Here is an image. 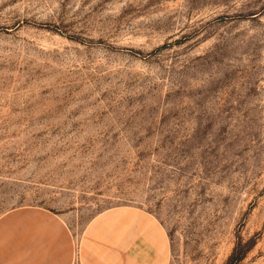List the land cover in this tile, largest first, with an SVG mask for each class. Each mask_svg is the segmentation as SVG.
<instances>
[{"label":"rangeland","instance_id":"1","mask_svg":"<svg viewBox=\"0 0 264 264\" xmlns=\"http://www.w3.org/2000/svg\"><path fill=\"white\" fill-rule=\"evenodd\" d=\"M76 245L140 209L166 264H264V0H0V216Z\"/></svg>","mask_w":264,"mask_h":264},{"label":"crops","instance_id":"2","mask_svg":"<svg viewBox=\"0 0 264 264\" xmlns=\"http://www.w3.org/2000/svg\"><path fill=\"white\" fill-rule=\"evenodd\" d=\"M168 244L158 221L147 212L114 207L83 229L78 264H166ZM75 241L54 212L19 207L0 216V264H73Z\"/></svg>","mask_w":264,"mask_h":264},{"label":"trees","instance_id":"3","mask_svg":"<svg viewBox=\"0 0 264 264\" xmlns=\"http://www.w3.org/2000/svg\"><path fill=\"white\" fill-rule=\"evenodd\" d=\"M244 253V250L238 248L237 245L234 246L231 254L228 257V264H237L238 260L240 259L241 255Z\"/></svg>","mask_w":264,"mask_h":264}]
</instances>
